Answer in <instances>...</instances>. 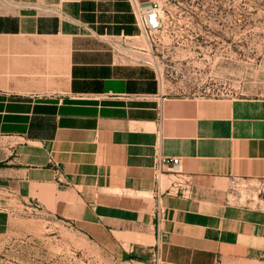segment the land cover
Listing matches in <instances>:
<instances>
[{"label":"crops","instance_id":"crops-1","mask_svg":"<svg viewBox=\"0 0 264 264\" xmlns=\"http://www.w3.org/2000/svg\"><path fill=\"white\" fill-rule=\"evenodd\" d=\"M141 34L133 0H0V226L39 210L141 264H264V214L233 201L264 180V101L164 93L109 42Z\"/></svg>","mask_w":264,"mask_h":264},{"label":"rangeland","instance_id":"rangeland-1","mask_svg":"<svg viewBox=\"0 0 264 264\" xmlns=\"http://www.w3.org/2000/svg\"><path fill=\"white\" fill-rule=\"evenodd\" d=\"M133 1L142 14L153 5L163 25L111 41L119 63L153 71L170 96L264 101V0ZM233 195L264 214V180L237 182ZM0 264L141 263L106 251L67 221L26 210L0 226Z\"/></svg>","mask_w":264,"mask_h":264},{"label":"built area","instance_id":"built-area-1","mask_svg":"<svg viewBox=\"0 0 264 264\" xmlns=\"http://www.w3.org/2000/svg\"><path fill=\"white\" fill-rule=\"evenodd\" d=\"M146 13L142 14L137 9V21L138 25L141 28L142 32L146 31H159L162 28V19L160 12L151 5L150 7L146 8ZM51 13L58 14V10H55L53 8L50 9ZM116 39L109 40L110 44L115 47L114 44H112ZM113 41V42H111ZM182 167V159L180 158H171V157H165V156H157L155 160V174L159 181H161V178L163 176L167 175H175L179 182L177 184H174V189H183L185 187H188L190 185V180L187 179V177L182 173L181 171ZM190 187V186H189ZM157 216L159 220L163 217L165 213V209L162 208L161 205V198L158 199V204L156 206ZM157 264H161L160 260H156Z\"/></svg>","mask_w":264,"mask_h":264}]
</instances>
